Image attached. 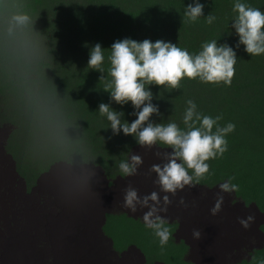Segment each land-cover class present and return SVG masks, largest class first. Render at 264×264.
<instances>
[{
    "label": "trees",
    "instance_id": "16d2710c",
    "mask_svg": "<svg viewBox=\"0 0 264 264\" xmlns=\"http://www.w3.org/2000/svg\"><path fill=\"white\" fill-rule=\"evenodd\" d=\"M48 1L50 0H0V16L3 17L5 27L10 30V37L17 32L27 33L26 27L20 30L10 26L15 15L28 14L29 25L35 27L41 17L49 13L50 6L46 7ZM87 2L91 8L86 3L79 4L80 10H76L78 11L76 17L70 14L66 16L65 21L70 26H62V30L65 28L73 32L80 41L83 40L81 35L89 41L82 43L83 47L80 49L82 53H77L74 59L65 54V57H62L65 65L53 68L43 60V56L34 58L33 61L37 63L34 68L29 63L18 62L23 66L24 74L15 76L12 80L7 77V67H2L0 64V103L7 104V115L12 116V119L18 118L17 112H27L26 115L30 118L29 128L40 133L46 154L47 152L52 156L58 154L57 145L54 144L57 136L55 132L65 127L64 129L69 132L70 140L63 150L64 154L68 148L69 153L72 155L75 153L78 159L94 160L110 168L118 166L121 161H126L125 149L136 139L132 135H125L122 130L119 135H115L110 122L105 116L100 115L98 106L101 102L110 104L115 111L124 113L121 118L122 123L132 122L134 110L121 109L122 105L111 100L110 93L104 89L112 80L108 74L111 67L108 57L112 44L120 40L118 29L124 30L137 16L134 11H129L128 16L131 20L119 17L120 12L125 10L123 9L125 3L135 2L140 5V2L139 0H87ZM199 2L204 5V16L192 22L185 17L184 12L187 5L194 4L195 0H156L150 7L152 10L143 7L148 17L147 23L142 22L140 28L158 31L156 41L165 39L187 50L191 55L198 54L202 50V45L212 40H216L218 44H228L237 55L232 84L226 86L223 83H204L198 78L185 77L181 80L179 89L150 85L148 87L154 100H158L160 104L158 106L160 115L153 114L150 120L157 124L175 122L181 130L186 131L187 126L183 122V117L187 108L186 102L191 99L202 115L212 118L222 116L218 122L219 126L234 124V131L225 137L228 143L225 154L229 159V170L233 173L230 178L236 185L239 195L255 200L264 210V54L251 56L245 51L244 45L236 47L239 36L232 23L238 15L233 10L237 0H199ZM239 2L264 12V0H239ZM106 4L108 8L105 7ZM82 10L86 15L83 16ZM67 12L73 11L69 9L63 11L64 14ZM209 14L216 17L212 24H208L205 19ZM92 15H100V18L91 17ZM113 15L122 20L118 23L112 22ZM74 19L77 21L74 22ZM52 32H56L54 27ZM91 33H94V38H89ZM109 36L115 38L109 40L107 38ZM28 38L39 42L36 36L32 37V34ZM60 39L61 37L54 36L55 48L58 49L55 51L61 54L63 49L66 50V46L65 40L62 42ZM2 41L3 39L0 38L1 45ZM88 43L91 44L90 48L86 47ZM96 43H100L104 49L105 60L102 65L104 73L88 68L90 49ZM18 57L29 60L23 53ZM11 73L16 75L14 71ZM25 74H32L34 78L26 77ZM102 75L105 77L103 80L100 79ZM60 82L63 86L59 85ZM58 93L61 95L60 100L56 97ZM70 93L75 96H71ZM94 120L102 128L101 136L91 126ZM76 130L75 136L73 133ZM57 137L61 138L60 135ZM107 141H111L109 147L111 149L103 152L102 143L105 145ZM73 148L77 151H73ZM49 154L47 155L50 156ZM248 157L250 159H246ZM235 158L240 160L237 161ZM244 160L248 165L243 163ZM233 163L237 164L234 170H232Z\"/></svg>",
    "mask_w": 264,
    "mask_h": 264
},
{
    "label": "clouds",
    "instance_id": "9594fccd",
    "mask_svg": "<svg viewBox=\"0 0 264 264\" xmlns=\"http://www.w3.org/2000/svg\"><path fill=\"white\" fill-rule=\"evenodd\" d=\"M105 7L108 8V4ZM203 10L204 5L199 0H195L194 4L187 5L184 15L188 20L195 22L204 16ZM233 10L238 13L232 23V27L239 36L236 47L244 45L245 51L251 56L264 54V12L240 3L239 0L235 3ZM100 11L102 14V9ZM205 19L208 24H212L216 17L209 14ZM13 21L18 25H26L30 22V16L26 13L17 14L13 17ZM103 50L100 43H96L90 49L88 68L104 73ZM108 59L111 65L108 74L112 80L104 90L110 93V98L115 103L124 105L131 102L136 109L132 115L137 118L131 123L127 121L122 123L123 112H117L110 104L103 102L98 106L100 115L107 118L115 135H119L122 130L125 135H132L136 139L125 149V157L127 158L126 152L134 142H137L142 148H152L159 143L172 150L171 152L165 151L163 154L157 152V156L162 155L164 162L153 164L149 169L150 173L156 174L155 183L159 186L160 191L165 193L162 201L160 194L156 191L141 197L138 190L131 185L124 190V207L133 214L137 212L138 206L147 208L148 210L143 214L145 226L153 230L160 245L164 246L171 237V232L166 227L167 221L160 214L167 212V206L172 203L167 194L175 196L178 190L183 191L186 186L194 187L193 181L199 183L210 169L217 171L218 175H223V178L232 184L224 182L219 186L221 193L217 195L215 204L210 209L211 214L216 215L221 211L224 201L222 193H231L236 189V185L230 178L233 173L229 170V159L225 154L228 150L225 137L234 131L235 125L228 123L226 126H219L218 122L222 116L212 118L202 115L197 111V105L191 99L186 102L187 108L183 117V122L187 126L186 131L181 130L175 122L153 123L150 118L153 114L160 115V112L158 106L152 103L153 94L148 86L155 84L179 89L180 82L185 77L198 78L204 83H223L226 86H231L235 76L237 55L231 46L218 44L216 40L204 43L198 54L191 55L187 50L171 42L163 40L152 42L149 39L141 42L125 38L112 44ZM104 78L103 75L100 77L101 80ZM73 109L75 112L74 107ZM17 113L18 118L12 119V121L19 124L24 123V120H27L25 117L27 112ZM93 122L92 128L101 136L102 128L99 127L97 121ZM14 125L16 128L10 130L7 144H12L15 139H19L25 145V151L41 159L44 165L52 161L69 160L73 156L69 153L68 148H66V153H63L68 140H70L67 129L59 128L63 129L60 133L61 138L56 136L54 143L57 145L58 154L52 156L47 152L50 155L48 156L41 147L42 140L38 131L30 129L28 124H25V127L29 132H24L19 125ZM214 127L215 131H213ZM90 162L103 166L109 173L116 168H107L94 160ZM210 162H213L211 166ZM221 162H224L223 169L217 167ZM142 164V157L133 154L130 161L127 159V161L120 162L119 170L125 177L136 175ZM189 170L192 171V174H189ZM179 203L185 205L184 199L181 198ZM253 221L254 217L251 215L239 219V223L246 229ZM201 235L200 230H193L194 238L200 239Z\"/></svg>",
    "mask_w": 264,
    "mask_h": 264
},
{
    "label": "bare ground",
    "instance_id": "6f19581e",
    "mask_svg": "<svg viewBox=\"0 0 264 264\" xmlns=\"http://www.w3.org/2000/svg\"><path fill=\"white\" fill-rule=\"evenodd\" d=\"M1 135L0 131V220L3 216L8 218L3 223L0 222V227H6L7 232H11V241L10 238L6 240L12 243L3 244L0 253L4 249L6 252L4 256L16 258L19 256L25 258L30 254L27 256L29 260H34L37 264H110L104 256L102 257V253L110 246L112 249L109 252L113 257L119 258L120 264H167L163 261L149 262L147 248L134 243L150 239L145 237V232L149 228L145 226L143 220V214L148 209L138 206L137 212L133 214L124 207V190L129 185L135 189L137 187L131 176L119 174V164L109 173L103 166L95 163H76L63 159L44 165L41 159L36 158L33 165L29 162L28 169L17 158L12 146L9 150L5 147L8 139L6 136L4 141ZM87 164H91V176L87 174L90 169ZM78 178L85 179L82 186H91L90 197L97 194L100 198L107 196L105 197L107 205L103 209L101 207L96 230H93L91 217L87 220L82 216L83 211L80 209L86 205H79L80 201L75 200V196L68 199L66 194L67 191L74 190L76 198L82 197L80 189L77 188L80 185H76ZM138 194L141 196L139 191ZM97 199L98 201L93 204L103 205V198ZM66 201L69 205L64 204ZM63 215H66L65 226L63 222V224L59 222ZM128 222L132 227L130 232L137 231L135 232L137 238L132 237V234L129 239H122L129 244L125 249H119L115 246L114 235L125 229ZM54 223H61L65 229L56 236L52 226ZM113 223H117L120 231L112 230ZM99 225L107 230L100 233ZM20 228L25 231L32 229L34 232L24 236L20 233ZM4 236H1L0 240L5 239ZM152 241L159 242V239L155 236ZM19 244L25 246L24 250L14 248V245ZM155 247H158V244ZM162 248L167 251L165 254L167 258L175 259L176 255L169 243Z\"/></svg>",
    "mask_w": 264,
    "mask_h": 264
},
{
    "label": "rangeland",
    "instance_id": "374dc122",
    "mask_svg": "<svg viewBox=\"0 0 264 264\" xmlns=\"http://www.w3.org/2000/svg\"><path fill=\"white\" fill-rule=\"evenodd\" d=\"M155 1L156 0H139L140 5L139 4H135V2H134V4L133 3H128V4L125 3L124 8H123L125 10H121V12H120L121 14H120L119 17L131 19L128 16L129 11H131V12L134 11L137 16H135V18L133 20L131 19L132 21L127 24V27L124 30L121 31L120 29H118V31L120 33H117V34H119V36H120L119 39L120 40H123L125 38H131L133 40L139 39L141 42L143 40H145V39H149L152 42L156 41V37L159 34L158 31H152V30H150L148 28H140V25L142 24V22L147 23L148 13H147V11L145 9L152 10L150 7L155 4ZM47 3H48V5L46 7L50 6V11H49V13L47 15H44L43 17H41V19H40V21H39L37 26L31 27V25H29V23L26 24V25H18L14 21H12L10 23V26L12 28H14V29H20L21 30L24 27H26L27 28V33L17 32V34L13 33V35L10 37V35H9L10 30L8 29V27L7 28L5 27L4 21H3V17L0 16V38L3 39L2 45L0 44V61L2 60L0 62V64H1L2 67H7V71H8L7 77H9L10 80L14 79L15 76H20L21 74L22 75L24 74L23 66L19 65L18 62L29 63V64L33 65L32 68H34V66L37 64L35 61H33L34 58L38 59L39 57L43 56L44 57L43 60L48 62L50 64L51 68H53L55 66L59 67L61 65H65V63H64L65 60L63 59L65 57V54L69 58L74 59V57L77 56V53H82V51H80V49H82V47H83L82 43L89 42L82 35H81V38L83 40L80 41L79 38H76V35L73 32L71 33L69 31H67L65 28L62 30V26L69 25L65 21L66 16L68 14H70L72 17L73 16L76 17L77 14H78V11H76V10H80V7L78 9V5L79 4H83V3H86L88 5L87 0H58V1L50 0ZM66 9H69L70 11H73V12L72 13L67 12V13L64 14L63 11H65ZM82 14H83V16H84V14L86 15V13L83 10H82ZM91 17L100 18V15L99 16L92 15ZM9 19H11L10 15H9ZM121 20H122L121 18L118 19L117 17H115L113 15L111 21L115 22V23H118ZM76 21H77V19H74V22H76ZM74 22H73V24H76ZM73 24H71V25H73ZM52 27H54L56 29V32H52ZM72 28L76 29L75 27H72ZM31 34H32V37L36 36L38 38L39 42H37L36 39H34V40L29 39L28 37ZM15 36H17V37H15ZM54 36L55 37H61L60 40L62 42H63V40H65L66 50L63 49L61 54L59 52L55 51V50H58V49L55 48L56 45H55ZM93 36H94V33H91V37H89V38H94ZM112 37H114V36H109L107 38L110 40ZM67 38H68V41H67ZM91 41H92V39H91ZM163 41L167 42L165 39ZM91 43L94 44L93 42H91ZM86 45H87L86 47H88V48L91 47V44H89V43L86 44ZM40 52H43V53L41 54ZM22 53L24 55H26L29 58V60H27L25 58H19L20 56L18 57V55L22 54ZM70 61L72 62V60H70ZM72 67H73V65H72ZM13 71L16 72V75L11 73ZM4 75H6V71H4ZM26 77L34 78V75L27 74ZM59 85L63 86V83L60 82ZM53 94L55 95V92ZM70 95L71 96H75V95H73L71 93H70ZM56 97L60 100L61 99L60 93H58ZM152 103L154 105L160 106L159 101L158 100H154V98L152 100ZM7 107H8L7 104L4 105L3 103H0V131L2 133L1 138H4V141H5V137L6 136H7V139H9L10 130L16 128V126L14 124L19 125L23 129L24 132H29L27 127H25V124H28L30 118L25 114V117L27 118V120H24V123H20L19 124L16 121H12L13 117L12 116L8 117V115H7ZM120 108L121 109H126V110H129L130 108H132L134 111H136V109H134V107L131 104V102H128L127 104L122 105ZM73 116H74V114H73ZM135 118H136V116L133 115L132 121H134ZM66 124H68V121L66 122ZM66 124H63V125H66ZM62 131H63V129L56 130L55 135L59 136ZM76 134H77V130L73 133V135L76 136ZM87 141H89V140H87ZM136 144H138V143L134 142L132 147H130L127 150V152H126V155H127L126 161H127V159L129 161V155L131 154V149ZM110 145H111V141H107V143L105 145L102 143V146H103L101 148L102 151L103 152L107 151V150L109 151L111 149V148H109ZM157 145H160V144L158 143ZM160 146H163V149L167 148V146H164V145H160ZM5 147L8 150L11 147L12 150L15 151V153L17 155V158L19 160H21L24 163V165L26 166V168H28V169H30L28 167L29 162H31L32 165H33L35 163V161H36L37 157L35 155L29 153V152H26L25 151V145L19 139H15L12 142V144L8 143L7 145H5ZM41 147L42 148L45 147L43 145V143H41ZM72 150L75 151V152L77 151L76 148H73ZM7 153H9V152H7ZM37 159H39V158H37ZM235 159L237 161L240 160L239 158H235ZM242 159H244V158H242ZM246 159H250V158L248 157ZM65 160H67V159H65ZM67 161H72V162H76V163H79V162L92 163L90 161H85L83 159L76 158L75 153H73V156H71L69 158V160H67ZM243 163L247 164V162L245 160L243 161ZM87 165L90 167V169H89L90 172L88 171L87 174L91 176V166H90L91 164H87ZM234 166H237V164L233 163L232 164V168ZM217 167L219 169H223L224 162H221L220 165H217ZM118 169H119V166H118ZM56 170H58V169H56ZM120 173L121 172H119V174ZM78 179L76 180V185L77 184L80 185V186H77V188L80 189V193H81L82 197L81 198H76L77 196L75 194V191L74 190L67 191L68 190L67 188H65L66 191H67L66 194L68 196V199H70L72 196H75V200L80 201L79 205H86V206L82 207L80 209V211H83L82 216L84 218L86 217L87 220H89L90 217H91V224L93 225V230H96L97 229L96 222H97L99 216L101 215V210L103 209V207H105V205H107L106 199H105V197H107V196H105L106 194H104L105 197H101L100 198L99 194H97L96 196L93 195V197H90L91 196V189H90L91 186L90 185H83L82 186L81 184L85 181V179L84 178L83 179L82 178H78ZM228 179H230V178H228ZM66 191H64V192H66ZM91 198H93V199H91ZM97 198H99V199L103 198V202H102L103 205L100 206V205L93 204V203L98 201ZM64 204L65 205H69L68 201H66ZM101 207H102V209H101ZM91 208L92 209L94 208V209L92 210ZM65 217H66V215L65 216L63 215L61 217V221H59L61 223L63 222L64 224L63 223L62 224L64 226H65V219H64ZM94 217H96V218H94ZM7 218L8 217L3 216L2 219L0 220V222L3 223ZM129 218H130V216H129ZM12 220H15V219H12ZM61 223H54L52 225L53 226V232H54L55 236L61 234L62 231L65 230L64 226ZM116 224L113 223V229L112 230L120 231L119 226L116 225ZM135 226H137V225H135ZM123 227H125V226H123ZM123 227H120V228H123ZM55 228H56V230H55ZM57 228L59 230L60 229L61 230L59 231ZM131 229H132V227L129 226V222H128V224L126 225L125 229H123L120 232H117L114 235V237L116 239L115 246L117 248L125 249V246H127L129 244V242L123 241L122 239H129L132 234H133L132 237L137 238V236H135V232H137V231L135 230L134 233H131L130 232ZM19 230H20V233L22 235H24V236H27L28 233L30 234V233L34 232L32 229H27L25 231V230H23V228H20ZM104 230H107V229H104L102 225H99L98 231L101 233ZM10 233H11L10 231L7 232V228L6 227H0V235L4 236L6 234V236H4L5 239L2 238L3 240H0V247H2L3 244L6 245V244L12 243V242H10L11 241ZM153 234H154L153 230L149 228L145 232V237H150L149 241L143 239V241H135L134 242V243L140 244L143 247L147 248V251L146 250L145 251H146L147 256H148V261L151 262V263H154L155 261H161V262L163 261V262H165L167 264H180V262L178 261L176 256H174L175 257L174 260L169 259V258L166 257L165 254H166L167 251L164 248H162L163 246H161L159 242L152 241V238L153 239L155 238V236H152ZM6 238H8V239L10 238L9 239L10 241L8 242L6 240ZM156 244H158V247H155ZM14 248L24 250L25 246L23 244H19V245H14ZM111 249L112 248L110 246L107 249H105L104 253H102V257L104 256V259L107 260V262L110 263V264H120L119 258L116 257V256L113 257V255L109 252V250H111ZM155 249H156V251H155ZM5 254H6V252L4 251V249H2V252L0 253V257H1L0 258V264H37V263H35L34 260H29V257H27V256H29L30 254L27 255L25 258H23L21 256H19L17 258L15 256L14 257H11V256L7 257V256H4ZM105 256H107V257H105ZM139 256H142V255H139ZM160 256H162V257H160ZM257 260H260V258H258ZM24 262H26V263H24ZM261 262H263V261H261ZM255 264H257V262Z\"/></svg>",
    "mask_w": 264,
    "mask_h": 264
},
{
    "label": "crops",
    "instance_id": "0c3cea01",
    "mask_svg": "<svg viewBox=\"0 0 264 264\" xmlns=\"http://www.w3.org/2000/svg\"><path fill=\"white\" fill-rule=\"evenodd\" d=\"M165 151L172 150L160 145L142 148L139 144L131 149L129 161L133 154L143 159L138 173L131 176L142 197L156 191L162 201L165 193L160 191L155 183L156 174L150 173L149 169L153 164L164 162L157 152L163 154ZM189 174H192L191 170ZM224 182L230 181L210 169L199 183L193 181L194 187L186 186L175 196L167 194L172 203L167 206V212L160 214L167 221L166 227L171 232L168 243L180 264H264V210L261 205L239 195L235 189L231 193H222L221 211L216 215L210 212L221 193L219 186ZM181 198L186 206L179 203ZM250 215L254 221L246 229L239 219ZM194 229L201 231L200 239L193 237Z\"/></svg>",
    "mask_w": 264,
    "mask_h": 264
}]
</instances>
